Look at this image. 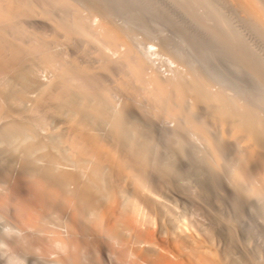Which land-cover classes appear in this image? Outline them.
<instances>
[{
    "label": "bare ground",
    "instance_id": "obj_1",
    "mask_svg": "<svg viewBox=\"0 0 264 264\" xmlns=\"http://www.w3.org/2000/svg\"><path fill=\"white\" fill-rule=\"evenodd\" d=\"M0 155L51 264H264V0H0Z\"/></svg>",
    "mask_w": 264,
    "mask_h": 264
},
{
    "label": "rangeland",
    "instance_id": "obj_2",
    "mask_svg": "<svg viewBox=\"0 0 264 264\" xmlns=\"http://www.w3.org/2000/svg\"><path fill=\"white\" fill-rule=\"evenodd\" d=\"M34 1V0H33ZM35 5L36 6H39V5H37L36 3H35ZM86 6V7H85ZM85 8H81L84 12H85V15H87V16H85L86 18H88L89 20H90V18L92 17V15H93V10H92V7H90L89 6V4H87L86 5V3H85ZM40 8H42V7H40ZM87 8V9H86ZM88 10V11H87ZM92 11V12H91ZM87 13V14H86ZM90 13V14H89ZM55 18L58 20L59 19V15L58 14H56L55 15ZM23 23H25V24H23ZM22 24H23V26H24V28L22 27V33H23V35L21 34V35H18L19 36V40L18 41H20V43H22V44H24L26 41H27V43L26 44H24L25 45V47L27 48V51H29V53H28V55H27V57H29V59L27 60L28 62H30L31 61V59H32V65L34 66V64H35V66L34 67H36L35 69L37 70V67H38V70L39 69H41V70H39V72H41V73H38V74H40L41 76L43 75V77H47V74H49L48 76H50L51 74H52V72L53 71H51L50 72V70H51V68L52 69H55L56 68V66H58V67H60L61 65L62 66H64L63 64L65 63V62H63V61H65V60H63L62 59V57L64 56H66V55H68L67 54V51L65 50V45H62V44H60L61 42H59L58 40H60L61 41V39H59L58 38V40H56L55 38L57 37V35L55 34V32L54 31H52L53 29L49 26V27H47L48 25L47 24H45V25H47V26H45V25H43V24H37V23H33L32 21H30V20H27V21H24ZM44 26V27H43ZM138 27H139V25H137ZM50 28V29H49ZM52 29V30H51ZM27 30V31H26ZM52 31V33H51V31ZM51 33V34H50ZM51 36H50V35ZM141 35V38L142 37H144V34H140ZM25 36H27V37H25ZM146 36V35H145ZM21 37H23V38H21ZM21 38V39H20ZM53 38L57 41V43H55L54 42V40H53ZM22 39H23V41H22ZM34 40V41H33ZM145 40V41H144ZM150 37L148 38V36H146V37H144L143 38V42H145V43H143V44H146V46H147V43H149L150 41H152V40H150ZM36 41V42H35ZM38 42V43H37ZM31 43V44H30ZM33 43V44H32ZM50 43H52L51 45H50ZM58 43L61 45L60 46V48L58 47ZM28 44H29V46H28ZM48 44V45H47ZM28 47H27V46ZM38 45H39V47H38ZM42 45H44L43 47H42ZM36 46V47H35ZM46 46V47H45ZM52 46H56L57 47V49L55 48V47H52ZM145 46V45H144ZM29 47H31L32 49H34L33 51H35V52H33L32 51V49H31V51L33 52V54L31 53V51H30V48ZM36 49H35V48ZM49 47V48H48ZM159 46L158 45H154L153 47H152V50H157V48H158ZM39 48V49H38ZM41 48V49H40ZM43 48V49H42ZM50 49V50H52L54 53H56V54H58L57 55V57L55 56V54H54V56L53 55H51V59H52V57H53V59H56L54 62H56V63H58V61H59V63L61 64H55L53 61H51L50 62V65L51 64H53V65H48L49 63L48 62H44V59H45V57H44V55L43 54H46L48 57H50V54H51V52L52 51H50V50H48L49 52H50V54H47L48 52H46L47 51V49ZM52 48V49H51ZM54 48V49H53ZM29 49V50H28ZM60 50V51H59ZM62 50H64L65 52H66V55L64 54V51H62ZM39 51V52H38ZM59 51V53H57V52ZM71 53V52H70ZM30 54H32V57L30 56ZM62 54V55H61ZM64 54V55H63ZM36 57H35V56ZM39 55H40V57H42L43 59H41L40 57H39ZM42 55V56H41ZM45 55V56H46ZM46 56V57H47ZM70 56H74V54L73 53H71V54H69L68 55V58H70L71 60L72 59H74V58H71ZM39 58V61L42 63V65H40V62L38 61V58ZM37 58V60H34V59H36ZM60 58H61V60H60ZM88 58V57H87ZM86 58V61L88 60ZM153 58H154V60H155V63L159 66V67H161V68H163L164 70L166 69H168L169 67H171V66H174L175 64H171L170 62H168V60H167V57L166 56H164V55H160V54H153ZM33 60H34V62H33ZM62 63H61V62ZM80 61V60H79ZM35 62H39V64H37V63H35ZM34 63V64H33ZM43 63L46 65H43ZM46 63H48V64H46ZM38 65V66H37ZM60 65V66H59ZM171 65V66H170ZM41 66V67H40ZM43 66V67H42ZM47 66L50 68V70L48 71V68H47ZM54 67V68H53ZM57 67V69H59ZM45 68V69H44ZM162 69V70H163ZM55 71V70H54ZM38 72V71H37ZM45 75V76H44ZM74 75V74H73ZM89 76V75H88ZM96 76V77H95ZM93 78V80H92V78ZM89 78H91L90 80L92 81V83L94 82V84L95 85H98V87L100 86V88H98L99 90H103V91H107V90H110L109 91V93H114L115 92V89H113V87H112V85L111 84H109L110 82H106V79L107 78H103L102 77V79H101V76L100 77H98V74H92V75H90L89 76ZM97 78V79H96ZM100 78V79H99ZM99 79V80H98ZM95 80V81H94ZM105 80V81H104ZM77 81V80H76ZM86 81H88V80H86ZM90 81V82H91ZM97 81H99V82H97ZM104 81V82H103ZM102 82V83H101ZM87 82H84V85L86 84ZM88 83H89V81H88ZM99 83V84H98ZM105 83V84H104ZM106 84H109V86L110 87H108V85H106ZM104 85V86H103ZM102 86V87H101ZM106 86V87H105ZM105 88V89H104ZM2 158V156L0 155V159ZM3 159V158H2ZM257 173H261L260 171H258V170H263L261 167H260V165L258 164L257 166ZM258 167H260L259 169H258ZM5 171V172H4ZM3 171V169L1 168L0 169V194H2V197H4V200H5V198H6V201H4L3 199L1 200V203H2V201H4L2 204L3 205H0V264H51V262H52V256H51V253H49L46 249L44 250V248H42L43 250H41V249H37V252H36V249H30V250H28V252H29V254L28 253H26L25 252V250L24 249H22V248H19V247H22V246H20L19 244L17 245V244H15L14 245V243H15V241H17V240H15V239H17L18 238V235L19 234H21V232H22V229H21V223L19 222V220L17 219V217H16V213H15V208H14V205H15V203H16V197L17 196H19L20 195V193L22 194V193H24V191L25 190H23L24 189V187H20L19 188V184H17V185H15L14 184V186H13V182H12V180L11 179H13V178H10L11 176H9V174H8V171H6V170H4ZM5 173H6V177H2V176H4L5 175ZM251 175L250 176H253V174L255 175L256 173L255 172H253V174L252 173H250ZM7 175L9 176L8 178H10L7 182H6V178H7ZM256 176V175H255ZM258 177H256V179H257ZM259 178H260V176H259ZM259 178L257 179V181L259 180ZM261 179V178H260ZM4 180V181H3ZM12 182V183H11ZM8 183H10V184H8ZM15 183H18V182H15ZM5 185H7V186H5ZM9 185H12L13 186V188H14V191H13V194H12V192L10 191V189H11V187L12 186H10V188H7V187H9ZM2 186V187H1ZM16 186L19 188V190L17 191V190H15L16 189ZM22 188V189H21ZM5 189V190H4ZM1 190H2V193H1ZM8 190V191H7ZM4 191V192H3ZM7 191V192H6ZM21 191H23V192H21ZM5 192H6V194H7V196L5 197L4 195H6L5 194ZM9 194H11L10 196H11V201H10V203H11V205L9 204V201H8V198L10 199V197H9ZM17 195V196H16ZM16 196V197H15ZM14 197V199H12ZM0 199H1V195H0ZM13 201H15V202H13ZM8 202V204L6 205V203ZM0 203V204H1ZM14 203V204H13ZM5 204V205H4ZM13 205V206H12ZM12 208H14V212H13V209ZM15 213V214H14ZM58 214V213H57ZM56 214V215H57ZM55 217H54V216ZM56 215L55 214H52L50 217H49V219H52V220H47V223H46V226H45V230L47 231H51L50 232V234H52L53 232H52V230H56V229H59V228H61V225H62V228L61 229H63V224H61V223H63V220H62V218L59 216V217H56ZM57 218H59V219H57ZM55 221H54V220ZM57 220H58V222H59V220H61V222H57ZM50 223V224H49ZM54 223V224H53ZM49 224V225H48ZM47 226H49L48 228H47ZM57 226V227H56ZM56 229H55V228ZM44 230V231H45ZM9 234V235H8ZM11 234V235H10ZM11 238V240H9V239ZM13 238V239H12ZM12 240H14V241H12ZM12 243H11V242ZM14 242V243H13ZM10 243V244H9ZM13 246H15V247H13ZM15 254V255H14ZM44 256V257H43ZM3 262V263H2Z\"/></svg>",
    "mask_w": 264,
    "mask_h": 264
}]
</instances>
